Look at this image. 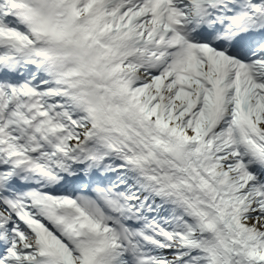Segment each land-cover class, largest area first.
Listing matches in <instances>:
<instances>
[{
  "label": "snow or ice",
  "instance_id": "obj_1",
  "mask_svg": "<svg viewBox=\"0 0 264 264\" xmlns=\"http://www.w3.org/2000/svg\"><path fill=\"white\" fill-rule=\"evenodd\" d=\"M0 264H264V0H0Z\"/></svg>",
  "mask_w": 264,
  "mask_h": 264
}]
</instances>
